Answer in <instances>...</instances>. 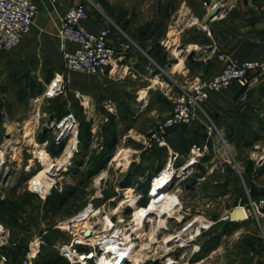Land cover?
<instances>
[{"label":"rangeland","instance_id":"374dc122","mask_svg":"<svg viewBox=\"0 0 264 264\" xmlns=\"http://www.w3.org/2000/svg\"><path fill=\"white\" fill-rule=\"evenodd\" d=\"M214 1L82 0V3L93 21L98 22L103 15L123 21L134 18L145 32L153 18L164 19L182 7L189 15L202 16ZM32 38L24 39L15 51L7 52L10 63L1 79L5 87L0 92V223L8 230L9 237L0 246V254L6 256V264H19L30 242L44 231H47L43 236L45 242L37 245L34 264L54 263L59 256V244L70 238L56 226L76 216L90 202L104 206L114 218L117 224L114 234L125 238L127 248H122L123 252L132 253L127 264H165L163 258L174 248L177 264H253V260L256 262L264 256V216L255 212L256 205L264 214V87L254 91L259 102L251 113L237 111L229 121L216 120L211 148L200 159L197 170L186 177L180 175L182 167H179L168 193L160 203L151 202L152 208L137 212L130 207L138 195L141 205H148V189L157 176L147 173L142 166L146 165L145 161L135 160L133 151L139 146L134 145L144 147L142 136L139 138L135 131L140 127L147 133L163 118H144L132 130V122L123 124L110 119L103 123L98 112L78 114L79 152L67 169L58 173L64 177L58 187L44 196L33 190L36 181H47L44 175L47 163L57 159L59 164L71 151L70 147L64 153L68 144L58 147L51 141V159L43 149V143L49 140L43 133L44 127L51 114L65 107L70 92L48 98L50 85L63 76L62 72L56 73L55 62L38 51L26 55V48L28 45L52 48L55 41ZM4 122L18 126V131L9 138ZM114 139L117 144L111 150L110 162L103 168H92L90 160L95 161ZM74 142L75 139L71 146ZM44 153L48 156L42 159ZM182 160H187L185 166L191 158L179 157L174 167ZM176 202L179 205L175 211L168 210L169 204L174 208ZM165 205L163 212L155 214ZM238 206L246 207L249 219L229 223V212ZM197 218L206 223L204 227L201 222L194 223ZM190 225L186 235L195 234L198 228L202 230L197 240L185 247H176L168 241ZM195 245L200 247L198 252ZM57 264L70 262L61 259Z\"/></svg>","mask_w":264,"mask_h":264},{"label":"crops","instance_id":"0c3cea01","mask_svg":"<svg viewBox=\"0 0 264 264\" xmlns=\"http://www.w3.org/2000/svg\"><path fill=\"white\" fill-rule=\"evenodd\" d=\"M38 3L41 16L24 39L34 37L37 41H45L53 38L55 45L52 48L28 45L26 55L38 51L55 62L56 73L62 72L64 93L67 95L69 91L70 94L65 107L51 114L56 118L68 111H73L76 115H93L98 112V117L103 123L110 119H117L123 124L132 122L130 129L136 130L135 126L144 118L165 119L172 111L174 100L186 95L192 81L215 77L224 65L219 60L221 54L234 61L264 58V0L225 1L221 12L208 24L211 33L208 35L193 19L199 18L203 21L217 4L215 0L202 16L193 13L189 15V11L182 7L164 19L153 18L145 32L140 30V24L135 22L134 18L131 21H123L103 15L97 22L89 17L86 25L90 29L111 30L109 44L117 51L116 59L108 66L107 71L99 76L67 72L64 68L58 30L67 10L72 5L82 3V0H38ZM75 48V45L69 47L71 50ZM15 50L0 53V83L10 63L7 52ZM260 79L258 89L264 87V73ZM4 87L5 84L1 83L0 92ZM257 88L246 90L234 84L226 90L212 93L202 105L198 121L175 128L169 133L168 148L146 150L141 147L142 144H135L134 146H139L133 151L135 160L138 163L145 161L143 164L146 165L142 166L146 168L147 173L158 174L172 159L171 152L179 154L182 158H185V155L191 158L194 146L202 147L208 144L211 147L209 128L216 130V120L229 121L230 116L237 111L243 114L251 113L253 106L259 102V96L254 92H257ZM12 125L16 126L15 131H18L17 124ZM150 130L152 129L147 133ZM228 130L231 132V128ZM135 132L139 138L147 134L140 127ZM43 133L49 138L45 141L46 147H51L52 132L44 130ZM6 137L9 138L7 135ZM177 143L179 145L176 147ZM185 162L187 160H182L178 168L184 167ZM244 208L248 214V210ZM252 263L264 264V256L256 262L253 260Z\"/></svg>","mask_w":264,"mask_h":264},{"label":"built area","instance_id":"2783aa9c","mask_svg":"<svg viewBox=\"0 0 264 264\" xmlns=\"http://www.w3.org/2000/svg\"><path fill=\"white\" fill-rule=\"evenodd\" d=\"M52 1L55 2L56 0ZM219 5L223 7L224 4ZM41 13L38 0H0V53L16 49L30 33L36 20L41 16ZM88 18V9L85 4L79 3L72 5L61 19L58 37L63 54L64 68L67 72L99 76L107 71L108 66L112 65L116 59L117 51L109 44L111 30L101 29L95 31L90 29L86 25ZM193 22L199 24L208 35H211L209 26L205 25L199 18H194ZM70 45H75L76 48L71 50L69 49ZM219 60L224 65L215 77L212 79H195L192 81L187 88L186 95L174 100L171 113L155 129L151 130L148 135L142 136L146 150L168 148L167 137L169 133L175 128L198 121L200 119L202 105L212 93L226 90L234 84L246 90H251L259 86L261 81L260 76L264 73V58L260 60L247 59L234 61L229 56L221 54ZM58 78L60 79L58 80L56 78V81H53L50 85L49 91L47 92L48 98L56 97L65 92L64 79L63 77ZM48 121L45 124L44 130L52 132L55 146L60 147L63 144H68L64 150V153H66L67 149L71 147L72 140L75 139L76 144L73 156L70 158L66 168L56 171L57 176L54 186L49 190H46L45 187L41 188L40 192L33 189L39 194H44V196L49 195L52 189L58 187V183L64 178L62 175L59 177L60 175L58 173L66 170L72 163V158L79 152L78 137L80 121L77 115L73 111H68L59 118L55 117L51 124H48ZM209 135H213L212 128H209ZM46 144V142L43 143V149L50 156L51 147H46ZM210 148L208 144L202 147L194 146L191 150V161L189 164L197 161L200 162V159L206 152H209ZM171 157L170 162L157 176L161 175L165 169L167 170L170 167L175 168L174 162L179 158V155L171 152ZM52 161L54 162L52 170H54L57 168V159ZM42 165L44 166L43 163ZM186 167L187 164L185 165ZM175 169L177 172L180 171L178 167ZM181 174H184V170L180 172ZM157 176L153 177L150 186L153 185ZM62 185L61 183L60 186ZM140 198L141 196L138 195L135 200H138L141 205ZM150 200L152 199L149 198V202ZM178 205L176 202L173 211H175ZM253 205L255 204L253 203ZM131 209L135 210L133 207ZM120 211L122 213L124 212V210ZM255 212L264 216L256 205ZM145 216L149 215L147 214ZM227 218L229 219V216ZM191 225L188 228H191ZM116 227L117 224L114 223V218L107 214L104 206L90 202L76 216L62 221L56 226V229L60 233L69 235L70 237L68 241L59 244L57 249L58 254L67 259L70 264H100L99 260L105 256H110L109 259H114V253L110 254L106 252V245L116 243L118 248H127L123 242L125 238L114 234L117 231ZM46 234L47 231H44L43 235L35 237L30 242L28 252L19 264H34L35 250L38 244L45 242L43 236ZM201 234L202 230L200 228L193 234L195 235L194 238L192 233L187 234L189 237H186L187 235L185 234L183 240L181 239L184 242L181 244L180 237H178L177 233L173 235V240L170 243H174L176 247H185L197 240ZM8 237V230L0 223V246L5 244ZM79 247L88 249L82 251ZM195 248L196 252L200 250V247L197 245H195ZM175 251V248L170 250L163 258L165 264L178 263ZM130 261L131 258H126L121 262H117V264H127ZM6 262V256L0 254V264H6Z\"/></svg>","mask_w":264,"mask_h":264},{"label":"bare ground","instance_id":"6f19581e","mask_svg":"<svg viewBox=\"0 0 264 264\" xmlns=\"http://www.w3.org/2000/svg\"><path fill=\"white\" fill-rule=\"evenodd\" d=\"M75 144H76V141L72 144L71 151L67 154V156L59 164L56 163L57 164V168L56 169L52 170V166H53L54 163H47L44 175L45 176L47 175L45 178H47L48 180L47 181L46 180L45 181H40V180L36 181V183H35L36 188H34V190L40 192L41 188L45 187L46 190H49V189H51L54 186V184L56 182V176H57L56 171H59L61 169L66 168V166L69 163L70 158L73 156V152L75 150V148H74ZM44 154H45V156H42L43 157L42 159H44V158H46L48 156V154H46V153H44ZM189 163L187 164V166L189 165ZM63 166H65V167L63 168ZM183 170H185V166L181 168V172H183ZM165 171H166V169L164 170V172L161 175L157 176V178L154 181L153 185H151L150 188H149L148 196H149V198L152 199V200H150L149 204L144 207V206L139 204L138 200H134L130 207H133L138 212L139 210H141V209L143 210V209H145L147 207L148 208H152V206L150 205L151 202H152V205H156V204L161 202V200L163 199L165 194L168 193V188L170 187V185H171V183L173 181V178L175 177L176 173H178L176 171V169L173 168V167H170L169 169H167L166 172ZM41 180H43V179H41ZM32 186H33V184H32ZM165 207H166V205L161 207V210H157L155 214L163 212ZM169 209H173V206H171V203L169 204L168 210ZM167 213H168V211H167ZM196 222H201L203 227L206 224L201 218H199V219L197 218L194 221V223H196ZM190 229L191 228H188V226H186L183 230H181L178 233V237H180V243L181 244H183V242H184L182 240H183V237L186 234L185 232L189 231ZM198 232H199V230H198ZM194 236L195 235H193V238H194ZM171 240H173V236L168 241L172 242ZM96 243H97V241H96ZM101 243H98V244H101ZM105 249H106L107 253H110V254L114 253L115 257H114V259H109L110 256H105V257H103V258H101L99 260L100 264H117V262H121V261L125 260L126 258H131L132 257V253L131 252L130 253L127 252V251L123 252L122 248H118L116 243H112V244L106 245Z\"/></svg>","mask_w":264,"mask_h":264},{"label":"water","instance_id":"95a60500","mask_svg":"<svg viewBox=\"0 0 264 264\" xmlns=\"http://www.w3.org/2000/svg\"><path fill=\"white\" fill-rule=\"evenodd\" d=\"M218 4L214 5L212 7V9L208 12V14L206 15L205 19L203 20V23L205 25H208L209 22L215 17L217 16L221 10L223 9V7H221L219 4H223L225 2V0H217ZM192 57V56H190ZM55 119V115L50 116V119L48 121V124H51V122ZM4 128L6 129V135L8 137H10L12 135V133L16 130V126H13L7 122L4 123ZM193 167V164H189L184 172H188L189 170H191V168ZM229 220L231 222H244L246 220H248V215L246 213V210L244 207L242 206H238L235 207L230 213H229Z\"/></svg>","mask_w":264,"mask_h":264},{"label":"trees","instance_id":"16d2710c","mask_svg":"<svg viewBox=\"0 0 264 264\" xmlns=\"http://www.w3.org/2000/svg\"><path fill=\"white\" fill-rule=\"evenodd\" d=\"M117 144V139H114L110 144L109 146L106 148H104V151L101 152L100 156H98L95 161L92 163V161L90 160V164H91V167L92 168H95L97 166L103 168L105 167L111 160V150L115 147V145ZM185 151V150H184ZM162 152V151H161ZM229 223H232L230 220H229ZM66 260L65 258L61 257L60 255L58 256L57 260L52 263V264H57L59 260Z\"/></svg>","mask_w":264,"mask_h":264},{"label":"flooded vegetation","instance_id":"af4514ba","mask_svg":"<svg viewBox=\"0 0 264 264\" xmlns=\"http://www.w3.org/2000/svg\"><path fill=\"white\" fill-rule=\"evenodd\" d=\"M200 162H193V167L191 168V170H189L188 172H184V176L188 177L189 175H192V173L197 170L196 168L199 166Z\"/></svg>","mask_w":264,"mask_h":264}]
</instances>
